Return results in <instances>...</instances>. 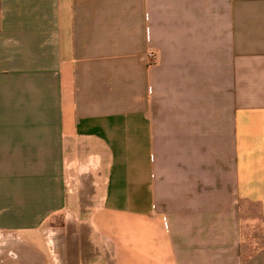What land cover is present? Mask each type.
I'll return each mask as SVG.
<instances>
[{
  "label": "crops",
  "instance_id": "0c3cea01",
  "mask_svg": "<svg viewBox=\"0 0 264 264\" xmlns=\"http://www.w3.org/2000/svg\"><path fill=\"white\" fill-rule=\"evenodd\" d=\"M51 222L61 264H264V0H0V238Z\"/></svg>",
  "mask_w": 264,
  "mask_h": 264
},
{
  "label": "rangeland",
  "instance_id": "374dc122",
  "mask_svg": "<svg viewBox=\"0 0 264 264\" xmlns=\"http://www.w3.org/2000/svg\"><path fill=\"white\" fill-rule=\"evenodd\" d=\"M87 211L81 210L80 214H86ZM59 225L61 226V223ZM55 226L56 224L51 222L38 233L18 232L17 236L0 238V264H61L56 259L57 249L54 235L52 236L53 231L57 230L53 229ZM25 234L32 236L26 239Z\"/></svg>",
  "mask_w": 264,
  "mask_h": 264
},
{
  "label": "built area",
  "instance_id": "2783aa9c",
  "mask_svg": "<svg viewBox=\"0 0 264 264\" xmlns=\"http://www.w3.org/2000/svg\"><path fill=\"white\" fill-rule=\"evenodd\" d=\"M148 58L150 61H155V53H153L152 51H149L148 54H147Z\"/></svg>",
  "mask_w": 264,
  "mask_h": 264
}]
</instances>
